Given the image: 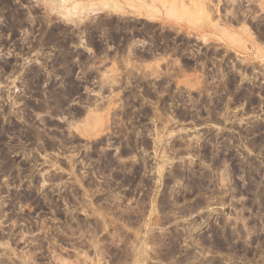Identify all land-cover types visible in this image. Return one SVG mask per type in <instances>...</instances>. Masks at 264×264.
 I'll return each mask as SVG.
<instances>
[{
  "label": "rangeland",
  "instance_id": "obj_1",
  "mask_svg": "<svg viewBox=\"0 0 264 264\" xmlns=\"http://www.w3.org/2000/svg\"><path fill=\"white\" fill-rule=\"evenodd\" d=\"M192 3L0 0V264H264V0Z\"/></svg>",
  "mask_w": 264,
  "mask_h": 264
},
{
  "label": "bare ground",
  "instance_id": "obj_2",
  "mask_svg": "<svg viewBox=\"0 0 264 264\" xmlns=\"http://www.w3.org/2000/svg\"><path fill=\"white\" fill-rule=\"evenodd\" d=\"M206 0H191V2H193L194 4H196V6L198 5V4H200L202 7H203V9H204V11L209 15L210 13H209V11L207 10L208 8H206L205 6H203L202 4L205 2ZM193 3H192V6H193ZM208 3V2H207ZM209 5V4H208ZM199 6V5H198ZM197 8V7H196ZM215 10V9H214ZM214 12V11H213ZM246 30L248 29V28H245ZM226 30H228V28L226 29ZM244 30V29H243ZM245 30V31H246Z\"/></svg>",
  "mask_w": 264,
  "mask_h": 264
}]
</instances>
